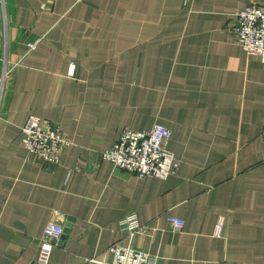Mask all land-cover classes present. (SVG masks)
<instances>
[{"label":"crops","instance_id":"obj_1","mask_svg":"<svg viewBox=\"0 0 264 264\" xmlns=\"http://www.w3.org/2000/svg\"><path fill=\"white\" fill-rule=\"evenodd\" d=\"M251 2L0 0V264H34L50 220L64 232L48 264H102L129 242L156 264H264V62L234 30ZM29 115L64 131L58 164L27 156ZM154 124L175 174L102 157L123 127ZM131 213L146 230L130 238Z\"/></svg>","mask_w":264,"mask_h":264},{"label":"built area","instance_id":"obj_2","mask_svg":"<svg viewBox=\"0 0 264 264\" xmlns=\"http://www.w3.org/2000/svg\"><path fill=\"white\" fill-rule=\"evenodd\" d=\"M234 30L237 41L248 55H256L264 62V4L251 2L235 13ZM31 48L34 45H30ZM10 72L4 68L0 71V91ZM73 75L74 66H69ZM22 144L28 157H35L52 165L59 163L63 149L68 144L66 135L60 126L35 115H29L21 128ZM172 132L161 124H154L149 130L136 131L123 127L118 138L102 152V157L114 167L135 174L139 178L157 177L165 179L176 173L179 163L163 143ZM168 226L179 231L184 220L179 217H166ZM120 229L129 237L137 231H145L134 214H128L120 221ZM221 230V222L215 225L214 234ZM63 234L61 223L50 220L44 227L39 239V252L34 264H48L55 242ZM110 260L102 264H156V259L145 250L137 249L127 243H114L108 247ZM100 264L96 258L87 261Z\"/></svg>","mask_w":264,"mask_h":264},{"label":"water","instance_id":"obj_3","mask_svg":"<svg viewBox=\"0 0 264 264\" xmlns=\"http://www.w3.org/2000/svg\"><path fill=\"white\" fill-rule=\"evenodd\" d=\"M64 232V231H63Z\"/></svg>","mask_w":264,"mask_h":264}]
</instances>
